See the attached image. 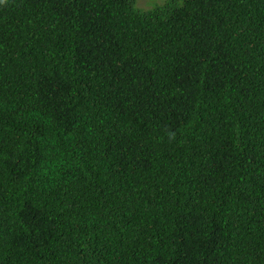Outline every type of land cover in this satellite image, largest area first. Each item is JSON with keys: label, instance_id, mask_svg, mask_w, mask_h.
<instances>
[{"label": "trees", "instance_id": "trees-1", "mask_svg": "<svg viewBox=\"0 0 264 264\" xmlns=\"http://www.w3.org/2000/svg\"><path fill=\"white\" fill-rule=\"evenodd\" d=\"M0 0V264H264V0Z\"/></svg>", "mask_w": 264, "mask_h": 264}, {"label": "rangeland", "instance_id": "rangeland-1", "mask_svg": "<svg viewBox=\"0 0 264 264\" xmlns=\"http://www.w3.org/2000/svg\"><path fill=\"white\" fill-rule=\"evenodd\" d=\"M172 0H137V8L138 10H142L143 12H147L150 10H153L155 7H161L168 3H170ZM182 0H177L176 6L181 5Z\"/></svg>", "mask_w": 264, "mask_h": 264}]
</instances>
